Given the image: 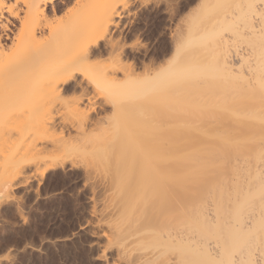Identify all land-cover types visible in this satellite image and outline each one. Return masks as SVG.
I'll list each match as a JSON object with an SVG mask.
<instances>
[{
	"label": "bare ground",
	"instance_id": "1",
	"mask_svg": "<svg viewBox=\"0 0 264 264\" xmlns=\"http://www.w3.org/2000/svg\"><path fill=\"white\" fill-rule=\"evenodd\" d=\"M60 1L0 0V137L16 134L23 147L25 142L24 148L16 150L21 145L17 144L9 153L12 155L8 179L12 182L7 186L21 189L27 182L26 178L22 180L24 176L28 178L25 174L37 168L42 175L64 169L68 163L71 170L76 155L84 158L83 173L89 179L94 161H112L114 167L112 163L105 167L115 168L112 177L123 189L115 194L116 188L108 180L114 193L108 188L107 195L111 193L112 197L113 193L115 197L110 198L118 199L117 203L122 205L118 206L113 199L118 208L114 211L109 201L106 209L104 204L110 198L100 205L107 210L105 213H118L119 219L114 218L113 211L114 219L111 211L109 217L103 212L98 214L100 210L97 216L89 212L95 218L91 224L94 234L90 227L79 230L96 235L93 241L103 239V247H97L115 251L113 264H264V22H259L255 29L250 21L254 15L264 18V0H213L218 4L233 2L238 9L227 8L208 24L203 22L199 10L209 0H197L196 6L200 8H194L199 11L195 10L196 20L189 23L180 16L177 32L169 33L172 50L168 44L162 50L172 54L166 59L164 54H158L159 47L136 42L137 33L133 34L134 42L127 43L126 37L129 26L140 20L137 9L146 12L141 18L144 25L160 14L165 16L161 22L172 21L175 7L167 0H64L77 6L66 11L60 25L52 26L50 18L61 11ZM188 1L178 0L177 5ZM3 11L15 23L7 18L2 20ZM16 22L25 30L22 38L16 37L10 27ZM242 39L245 52L238 62L246 64L245 73L239 70L241 66L236 67L238 57L229 53L231 46ZM5 45L7 52L2 51ZM104 53L109 56L106 64L100 68L91 65L92 59ZM211 85L218 86L217 92L225 88L245 102L242 104L246 106L236 102L244 109L231 111L234 124L224 129L226 133L231 128V135L223 130L222 135L215 134L218 139L209 141H171V136L165 135L164 139H157L153 123L156 119L148 109L150 114L145 117V108L152 107L159 97H194L199 92L205 95ZM76 88L80 93L71 108L80 117L77 122L59 118L46 109H42L46 113L43 111L41 116L35 115L37 119L33 114L34 119L31 118V110L42 105L34 98L37 93L52 95ZM128 103L131 109L123 110ZM82 107L85 109L81 110ZM98 110L110 113V122L101 132V126L96 127L101 122ZM94 112L99 119L93 118ZM107 114L103 115L106 120ZM140 118L146 121V129L154 130L151 134L136 131ZM92 126L97 134H87L92 132ZM56 130L60 131L59 138L53 137ZM40 143L44 145L37 147ZM47 144L53 149L41 160L26 153L27 149ZM14 150L21 152L13 154ZM116 164L127 170L121 176L123 179ZM106 175L108 178L110 174ZM101 182L98 184L102 185ZM104 255L101 257L107 256Z\"/></svg>",
	"mask_w": 264,
	"mask_h": 264
},
{
	"label": "rangeland",
	"instance_id": "2",
	"mask_svg": "<svg viewBox=\"0 0 264 264\" xmlns=\"http://www.w3.org/2000/svg\"><path fill=\"white\" fill-rule=\"evenodd\" d=\"M147 1L151 2L152 0H147ZM167 1L172 3V6L175 7L174 17H173L172 21L166 20V22L164 23V21L162 20V22H163L162 23L161 19H164L165 16L164 15L162 16V14H160L159 18H152L151 21H148L149 23L148 22L146 23L147 25L145 24L146 25L145 26L144 24H142L141 18L143 20V17L146 15V12L144 9H141L139 11L137 9V11H136L137 16L140 18V20H137L136 23L129 26V28H128L129 31L127 34L128 36L126 37L127 43L134 42L135 36L133 34L137 33L136 35L139 38L137 39L136 42H139L140 44H144L145 46H148L150 48H157L158 49V47H159L160 49H159L158 54L160 56L162 54H164L163 48L165 47V45L167 46V44H168L167 47L170 48V50H172V48L170 47V46H172V44L169 41L168 36L171 33H173V30H175L174 31L175 33L177 32V30H178L177 26L178 27H180V26L178 24L176 26V23L178 22L177 19H179L180 16H181V18H183V17L187 18L189 23L194 22L196 20L195 12L198 10H196L194 8L197 7L196 6L197 0H189L188 2H182L181 5L179 4L180 6L177 5L178 0H167ZM205 1H207V0H205ZM212 1L209 0V2L207 1L205 3L203 2V4L201 3L202 5H200V6L202 8L197 7V8H200L199 11H200V14H202V15H200V17H202V20L205 24H208V22L211 21L213 18L221 17L222 13L224 11H226L227 8H229V10L232 9L234 11H237V9H238L237 6H235V3H233V2L229 3V4H225L224 2L223 3L220 2L218 4V3H215L214 1L213 2ZM60 2H63V3H60L61 11L56 16H53L50 18V23L52 26L60 25V22L65 20L66 11L70 10L72 8H75L77 6V4H74L71 2L67 3L64 0H61ZM260 3H262V2H260ZM212 4H214V7L216 6L215 4H217V6L214 8V7H212ZM226 5L228 7H226ZM210 7H212V8H210ZM160 8L162 9L163 5L160 6ZM201 9H202V11H201ZM4 18H7L10 21L14 22V19L12 17H10L6 11H3V13H2L1 19L4 20ZM153 19L155 21H153ZM250 21L255 25V29H257L258 28L257 24L264 22V18H261V16L258 17V16L254 15ZM10 27H11V29H13V33L16 37H21V38L23 37L25 30L20 28L19 23L16 22L15 26L10 25ZM244 41L245 40L242 39V40L236 42L233 46H231V50H229V53L231 55L235 54L238 57V58H236V67L241 66V67H239V70L241 68L242 72L245 73L246 70H248L246 68L247 67L246 64L241 65L240 61L238 62L241 53L245 52L244 47L246 44ZM7 50L8 49L6 48V45H5V47L2 51L7 52ZM166 50H167V48H166ZM170 50L168 51L169 53L165 52L164 59L171 56L172 51L170 52ZM108 57L109 56L104 53L102 55V57L97 58V59H92L91 65H93L94 67L100 68L109 61ZM164 61L162 59L163 63H164ZM213 87L216 90H214ZM216 87H218V86L211 85V88H209L210 90H208V89L206 90L207 94L204 95L205 92H199L201 94H199V93L195 94L194 97H191L192 94H190V96L185 95L186 97L183 94L182 95L179 94L181 96V97L179 96L180 98H178L177 95L170 96V97L166 96L165 98L159 97L155 101V104L152 107H150L151 106L150 105V106H148L149 108L148 107L145 108L146 114L148 113V110H149V112L152 113L154 115V118L156 119V121L153 122L155 125L153 123H150V124H153L155 126L156 131H154V130L150 131L151 129L150 130L146 129L148 127H146V125L144 123L146 121L143 122V120H145L143 117H141V118H143V120H141V118H140V120H138L141 123H139L137 121L138 126L140 128H142V130H139L140 128H136V131L137 132L142 131V133H146V135H147V133L151 134V132L154 131L155 133H157L155 136L159 137V138L156 137L157 139H164V135H165V137L171 136V137H169V139L171 141L172 140H179V139L181 140L182 138H183V140H187V139L189 140L190 138H192L191 140H196V141H198V138L200 141L201 140H208L209 141V140L218 139L215 136V134L218 136V134H220L221 132L223 133L224 129H226V128H228L234 124L231 119L232 118L234 119L235 115L231 111L232 110L238 111L239 109L243 108L246 105L242 104V102H244V101L241 102V100H239L240 98L238 99L236 94H235L236 95L235 97H234V95L232 96L231 95L232 93L230 94L228 92L229 90H226L225 88H224V90L226 92H228L227 94H225L224 90H222V91L220 90V91H218L220 93H218L217 90H219V89ZM228 87H230V86H228ZM228 89H230V92H232L231 91L232 88H228ZM233 92H235V91H233ZM79 93L80 92H79L78 88H76L75 91H73L72 89H67L61 93L52 94V95L51 94L47 95V94H44L43 92L37 93L36 96H34V98L36 97V99L39 100L40 103L42 102L41 103L42 105L34 107V108L32 107L33 109L31 110L32 112L30 113L32 116L31 118H33V115H34V117H35V115L41 116L43 111H44V113H46L45 110H42V109H46V110H49L47 112H50V111L53 113L55 112L54 114H57L59 118L62 117V119L64 118L67 121L73 120V121L77 122L80 117H79V115H76V113H74V111L71 108V105H72V101L79 95ZM219 94H221V95H219ZM228 94L231 95L235 99H233L231 96L228 97ZM183 96H184V98H183ZM216 96H219V99ZM222 98L223 99L225 98V99L223 100ZM231 99H233V100H231ZM238 101H240L239 103H241L244 106L242 107L241 104H239V103L237 104L236 102H238ZM125 104H127V102ZM129 107L130 106L128 103V106L126 107V105H125V108H122V109L123 110L124 109L129 110V109H131ZM84 109H85V107L81 108V110H84ZM106 109L109 110V108H107V107H106ZM33 110H36L37 112L34 111V113H33ZM108 110H107L108 114L106 112H101V110H98L97 113L94 112L91 114L94 118L99 113H101L99 115V117L101 116L100 125L96 126L97 129H99L98 126H101L99 129L100 131L98 130V132L102 131V127L106 126V122H107V126H108V122H110V120H109L110 113ZM95 113L97 114L96 116H94ZM104 114L108 115L107 120L105 119V117L107 118V116L103 117ZM149 114H147L145 117H147ZM37 117H35V118L37 119ZM97 118H98V116H97ZM3 123H5V122L3 121ZM8 124H9V122H8ZM11 124H13V122H11L9 125H11ZM97 124H99V121ZM146 124H148V123H146ZM241 124H244V122H241ZM12 126H14V125H12ZM131 126H130V128H132ZM96 127L94 126V128H96ZM125 128H129V126L125 125ZM155 128H153V129H155ZM92 129H93V126H92ZM92 129L90 128V130H92ZM57 130H58V128H57ZM57 130H56L55 135H53L54 138L55 137L59 138L60 137L59 135H61V134H59L60 131L58 133ZM132 130H135V128ZM231 130H232L231 128L227 129L226 133L229 134L230 132H233ZM95 131H96V129H93L92 132H88L87 134L91 135L92 133L97 132V131L96 132ZM13 132L14 131H12L11 135H14ZM71 132H74V131L71 130ZM174 133H177V134H174ZM202 133H207V134H202ZM224 133H225V130H224ZM65 134H66V132H65ZM178 134H180L181 136H179ZM90 135H88V136H90ZM175 135H176V137H174ZM177 135H178V137H177ZM184 135H186V136H184ZM220 135H222V134H220ZM230 135H231V133H230ZM15 136H16V134H15ZM15 136L10 137L9 135L5 134V135H2L0 137V189H1V191H0V258H1L0 264L1 263L6 264L7 262H8L7 264H9V263L10 264H111L112 259H113V261H115L114 260V259H116L115 258L116 254L114 255L115 251H111L110 249L108 250L106 248H105L106 251L102 250L103 249L102 247L104 245V243L102 244L103 239L102 240L100 239L97 242L93 241V240H96V238H95L96 235H92L94 233H92L93 230L91 228L92 227L91 224L95 220V218H94L95 215L97 216L98 214H100V212H103L104 214H107V216L109 217L110 214L112 215L113 212L115 211V209H117L118 206L120 205L117 203L118 199L116 200L115 198H113V199L116 200L115 202L118 204V206H116L117 204H114L115 202L113 203V201H112L113 199H111V198L113 196L115 197V195L113 194L114 190L109 188V187H113V186H110V184H108L112 180L110 183H113L114 187L116 188L115 194H117L120 190L123 189L122 184H120L118 180H115V177H112V176H115V173L113 174V172H114L113 170L115 168L110 167L112 169V172L109 171L110 170L109 165L112 166L115 163H112V161L110 160L111 162H107V163H109V165L105 167V165L107 163L103 164V162H100L101 163L100 164V163L94 161L92 163V165L94 167L92 168L93 170H91V173H90L91 178L89 179L88 178L89 175L87 174V176H86V173H83L84 171H83L82 164L84 162L83 161L84 158H82L80 155L79 156L76 155V157L75 156L74 157L76 158V164H77V162H78V164L71 166L72 167L71 170L68 169V167H69L68 163L66 164V168H64V169L57 168L55 170H49L47 173L42 174V175L40 174V170H41L40 168L39 169L37 168L36 171H34L35 169L34 170L32 169L34 172L33 171L27 172V174H25V175H28V178H27V176H24L22 179L24 181V179L26 178L25 179V182L27 181L26 184L24 182L25 185L21 186V189H20V187H18L16 189H12L10 185L7 186L8 183L12 182L10 179H8L11 175V174H9L10 173L9 155H12L9 153L12 149H15V146L17 144L18 145L21 144V145H19V147L16 146V148L18 147V149H16V150H19V149H21L20 147H23L22 139H20L19 136H18V138H17V136L16 137ZM139 137H141V136H139ZM142 137H143V135H142ZM177 138H179V139H177ZM169 139H166V140H169ZM41 144L44 145V143H40V145H38L37 147L42 146ZM24 147H25V142H24ZM26 149L27 148H25L24 150H26ZM52 149H53V147L51 146V144H47L46 147H40L37 149L31 148L30 150L27 149L26 151H29V152H26V153L29 157H32L34 160H41L42 157L44 156V154L49 153ZM16 150L13 151V154L16 153L15 152ZM18 152L20 153L21 151H17L16 154H18ZM78 158H80V159L82 158V160H81L82 162ZM111 163H112V165H111ZM113 167H114V165H113ZM116 167H117V173H119L120 178H122L127 170H124V167L122 166V164H119V165L116 164ZM107 168H108V171H106ZM103 170H104V172H103ZM92 173L94 176L93 175L91 176ZM108 173L110 175H108V178H107L106 174H108ZM110 176L112 177L111 179H110ZM84 177H85V181H84ZM92 179H94V180H92ZM117 179H119V178H117ZM108 180H110V181L108 182ZM100 181L103 182V183L101 182L102 185L100 183H99L100 185L98 184V182H100ZM90 182H91V185H90ZM120 182L122 183L121 180H120ZM83 183H84V185H83ZM87 183H88V185H87ZM28 184L31 186H29ZM25 187L27 190L25 189ZM108 188L111 190V192H113L112 197L110 196L111 195L110 192H109L110 195H107L108 191H110V190H108ZM125 188H124L123 192H125ZM8 189L12 193H10V191ZM91 189L93 192L91 191ZM95 190L97 193L95 192ZM127 190H129V188ZM35 191H36V193H35ZM99 191H100V193H99ZM90 192H92V193H90ZM105 192H106V198L103 195V194H105ZM15 194H16V197H15ZM118 194H120V192ZM128 194H129V192H128ZM123 195H124V193H123ZM89 196H91V197L89 198ZM92 196H94V199ZM97 196L99 198H97ZM16 198H17V201H16ZM108 198H110L111 200ZM116 198H117V196H116ZM128 198H124V199L128 200ZM104 199H106V200L108 199L106 202L107 204L103 203L105 208H106V206L108 208L109 205L112 206L111 207L112 209L114 208V211L112 210L113 212L109 209L112 212L110 214H109L110 211H108V213H105L107 210L104 211L105 208L101 207V205L103 206V204H101V203H102V201L104 202ZM96 201H97V203H94ZM120 201H122V199H120ZM108 202H109V205H108ZM127 203L128 202H126V204ZM92 205H94V209H93ZM121 205H122V203H121ZM123 206H124V204H123ZM122 207H119V210L123 209ZM18 208L20 211H18ZM101 208L102 209L104 208L103 211H101L102 210ZM126 209H127V207H126ZM98 210H100L99 213H98ZM95 211H96V213H95ZM117 211L118 210H116V212ZM89 212L91 214L94 212L93 213L94 216H92ZM122 212H125V211L122 210ZM117 214L115 213L114 218L119 219V218H117V216H118ZM113 216H114V214L112 215V218H113ZM88 224L91 226H88ZM80 227H85V228L90 227L89 229H91V232L89 230H88V232H90L92 234H90L88 232H81L79 230ZM92 238H95V239H92ZM89 239L92 241H89ZM93 242H94V244H93ZM91 244H93V245H91ZM98 244H100V245L102 244L101 245L102 247H97V246H100ZM101 250L104 251V253ZM110 251L112 253L113 252L114 253L112 254V253H110ZM103 254H105L104 256H106V255L107 256L101 257V255H103ZM3 255H4V257H3ZM6 257H8L10 261H8V258H6ZM105 259H106V262H105Z\"/></svg>",
	"mask_w": 264,
	"mask_h": 264
}]
</instances>
